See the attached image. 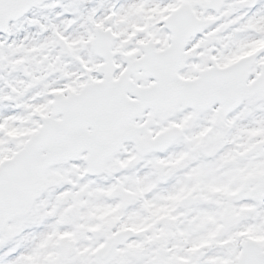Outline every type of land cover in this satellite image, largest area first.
<instances>
[{
    "label": "snow or ice",
    "instance_id": "snow-or-ice-1",
    "mask_svg": "<svg viewBox=\"0 0 264 264\" xmlns=\"http://www.w3.org/2000/svg\"><path fill=\"white\" fill-rule=\"evenodd\" d=\"M0 264H264V0H0Z\"/></svg>",
    "mask_w": 264,
    "mask_h": 264
}]
</instances>
